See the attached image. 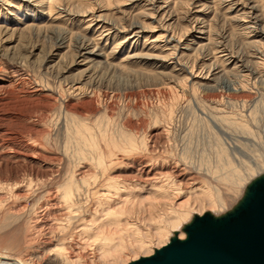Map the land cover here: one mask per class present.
Here are the masks:
<instances>
[{
    "label": "rangeland",
    "instance_id": "374dc122",
    "mask_svg": "<svg viewBox=\"0 0 264 264\" xmlns=\"http://www.w3.org/2000/svg\"><path fill=\"white\" fill-rule=\"evenodd\" d=\"M159 1L84 0L81 8L86 13L82 14L73 1L58 0L50 15L41 16L40 8L27 6V10V2L0 0V182L14 185L6 192L9 197L3 195L7 204L0 212L1 248L18 251V246L30 244L32 252H23V258L34 264H54L49 260L58 256L54 249L59 233L74 229L75 236L63 244L72 264H108L97 242L79 235L80 227L75 228L74 222L66 231L58 225L65 223V212L52 189L64 184L68 176L79 183L85 179L91 171L86 157H105L112 163L107 172L117 181L129 177L127 182L136 194L134 205H139L134 210L144 217L133 210L125 219L148 230L154 245L158 240L153 229L141 223L144 210L151 211L147 205L152 199L150 186H137L139 180L154 183L156 178L158 183L168 175L175 187L182 188L177 187V199L169 202L176 207L185 204L193 211L192 218L201 215L198 210L203 207V213H226L240 201L249 182L264 173V0H235V10L230 5L234 0H167V9H152ZM200 2L207 3L199 9ZM22 11H30L23 19L46 26L40 35L14 29L11 16ZM163 12L167 16L159 19ZM98 15L115 23L111 36L128 37V26L137 20L147 31L138 43L125 42L122 50L113 51V41L104 44L96 36L99 31L86 32L90 28L85 27ZM200 23L210 35V48L193 50L189 60H178L184 65H177L180 70L172 73L186 81L166 85L162 78H169L171 70L157 68L152 59L145 58L143 42L160 37L164 27L178 36L197 34L194 31ZM85 33L94 37L105 56L91 75L92 87L83 95L67 90L65 84L83 79L71 61L75 37ZM61 35L66 46L57 49ZM220 50L237 62L235 72L242 75L241 80L230 72L214 73L215 65L227 68L218 58ZM206 85L210 87L202 88ZM198 187L219 196L223 208L205 207ZM104 219L95 222L106 227ZM124 240L126 251L118 264L135 260L138 254Z\"/></svg>",
    "mask_w": 264,
    "mask_h": 264
},
{
    "label": "bare ground",
    "instance_id": "6f19581e",
    "mask_svg": "<svg viewBox=\"0 0 264 264\" xmlns=\"http://www.w3.org/2000/svg\"><path fill=\"white\" fill-rule=\"evenodd\" d=\"M20 1H22L23 3L27 2L25 4L26 9H27V6L28 7L29 6L36 7V9L40 8L38 10V12L42 16L44 14L50 15V13L54 9L55 4L58 0H34L33 2H32V0H20ZM70 1H73V3H75L74 5L77 6V10H79V13H82V14L86 13V8H83V9L81 8L84 0H70ZM2 2H3V0H1V3ZM232 2L233 3L230 5L233 7L232 10H235V8H237L238 3L236 5L235 0ZM200 3H201V5L198 3L200 5L199 9H201V6H203L207 2L206 3L200 2ZM71 4L72 3H70V5ZM228 4H229V1H228L226 6H229ZM167 5H168L167 0H161V1H159V3L155 4L153 7L151 6V8L155 10V8L157 7V10H160V9L162 10L163 8L167 9V8H165V7H167ZM199 5H197V6L199 7ZM249 7L251 8L252 6H249ZM151 8L149 9L150 10L149 14L152 15ZM171 11H173V9ZM237 11H239V9L236 10V12ZM26 12H28V11H24V12L22 11L19 13L15 12L11 16V21L14 23L13 26H16V28H14V29H17L18 32H21V33L27 32V33H31V34L33 33L37 36L40 35L42 33V31L45 30L46 26L35 23V21L33 19H31L30 21L25 20L26 18L23 19L22 17L24 16V14ZM165 15L167 16V14L165 12H163V14L158 15V17L160 16L159 19H162ZM196 16H195V18H196ZM199 16H200V14H199ZM234 16H236V15H234ZM200 17H202V16H200ZM105 18L106 17L105 16L103 17L102 15L95 16L90 21L91 25L86 26L85 28H90L89 30L86 29L87 33H88V31L89 32L92 31V33L94 34L95 33L94 31H96V32L99 31V34H97L96 36L104 39L105 40L104 44H107L108 41H110V40L113 41V47H112L113 51L118 52L119 50H122L123 49L122 47H124L125 42L130 43V45H131V43L132 44L138 43L140 41V38L144 35V32L147 31L146 25L143 22L137 20L135 22H132L130 24V26H128L129 27L128 30H130L129 33H127V34H129L128 37H127V35L117 37L115 35L116 33L111 36V33L114 32V30L116 29V27L114 26L115 23L112 24V22H109ZM203 22H207V21H203ZM111 25L113 27H111ZM206 26H207V24H206ZM164 28H163V32H162L160 37L157 36L156 38L151 40V42H143V48L146 51V54H143V56L145 58H149L150 60L152 59L157 68H167V69L171 70L168 73V75H170L169 78H162V79L167 81L166 85H168V83L170 84V83H172V81H174L179 86V84H184V81H186V79L180 78V77H178V74H174L172 72H176V70H180L179 68L176 69V66L177 65L181 66L184 64H182V63L180 64L179 61L187 60L190 57L189 53L192 52L193 50L195 52L197 50L202 51V52L208 50V48H210V44H211L210 35L207 34L206 30L203 28V24H201V23L198 25V27L195 28L194 32L197 34H193V35H191V34L186 35L185 33H183V35L178 36V35H176V33H174V31H172V29H164ZM14 29H11V30H14ZM87 33L79 34L75 37L76 45H75V51L73 53V57H72V61H71V65L75 66L76 68L79 69V75L80 76L82 75L83 79L82 78H74L73 83L70 82L68 84V82H67L65 84L66 86L68 85V87L66 88L67 90H72V91H76V92L79 91V93L83 94V95L86 94V91L92 87V79L93 78H91V75L94 74L93 72L99 67V65H102L104 63L102 61V57L105 56V54L103 52L104 50H102V47H100L96 42H94V37L87 36L86 35ZM64 44H65L64 37L60 38L58 40L57 49H61V48H63V46H66ZM175 51H176V55H175L176 58L172 57V54H174ZM214 51L215 50H213V53H214ZM218 53H222L220 56H218V55L217 56H218V58L221 59V60L219 59L221 62L225 63L227 68L221 67V66H220L221 68H219L215 65V67H213L214 73L216 75L219 74V76L220 75L222 76L223 74H226V72H230L233 75H235L239 80H241L242 75L240 76V75L236 74L237 72H235V69L237 68L236 67L237 62L236 61L234 62L232 60V56L230 57L227 54H223L224 53L223 50L218 51ZM127 56L133 57L131 55H127ZM217 56L215 53V57H217ZM187 62H185V63H187ZM229 66H230V69H229ZM233 71H234V73H233ZM77 79H78V81H77ZM81 82H83L82 86L79 85ZM76 84H78L79 86L78 85L76 86ZM209 87L210 86L206 85L202 88H209ZM128 150H130V149H128ZM91 157L90 158L86 157V160L89 161L88 167L90 168L91 171L89 173L87 171L88 174L86 175L85 179L81 180V178H80L81 181L79 183L78 181L73 180L72 176H68V178H66L64 180L65 181V183L63 182L64 184H61L60 187L58 186L57 189H54V188L52 189L54 191V193L55 192L57 193V195L59 197L58 200H59L60 204L62 205L63 211L65 212V214H64L65 215V219H64L65 223L62 224L60 222L61 224L60 223L58 224L61 226V228L63 230L65 229L64 231H66V228L68 227L69 223L71 224L72 222H74L72 224L73 225L76 224L75 228L80 227L78 230L79 235H81V236L83 235L86 237H92L93 240L95 242H97V244H98L97 248H99V250H100L101 258L104 257L102 259H104V260L106 259V260H105V262L104 261L103 262L108 263V264L109 263L118 264L119 260L123 259L124 254H122V253L124 251H126V250H124L126 248V246H125L126 242L124 240L125 238H126V240H128L127 243H128V246H130L129 247L130 251L132 250V252H134V253L138 252V254L135 255L136 259L140 255L139 254L140 251H142V256H148V255L153 253L155 248H159V247L165 245L167 242H169L170 238H172L174 236H176L180 239L185 238L186 233L183 229V227H184L183 225H185L184 223H186L187 221L192 219L191 215L193 214V211L191 209L189 210L185 204H184L185 206L182 205V206L176 207L174 203L169 202V200H171L173 198L177 199V197L175 195L177 193L176 191H178L179 189L182 190V188L179 187L180 186L179 184H178V186L175 187V183H173L170 180L171 178L168 175H164V174H162V176L164 175V177L160 178L158 176L161 179V180L158 179V180H160V182L158 181V183L156 182L157 181L156 178L154 179L155 180L154 183H148V181L146 182V180H144L145 182L142 180H139L140 183L137 186L141 185V188H143V189H144V187L147 188V186L148 187L150 186L148 191H149V194L152 196V199H150L151 200L150 203H148V204L146 203L150 207L149 209H151V211L149 210L150 213L148 214V209H145L143 207L142 210L145 209L144 210L145 212L147 210L146 213L144 212L146 214V217H145V219H142V220H141V218H139L138 221L141 220V223H144L145 227L148 224L151 227V229H153L152 230L154 232L153 235H155V238H157V240H158V243L156 245H154L155 243L153 244V242L150 240V235L152 236V234H150V232H148V230H144L140 227L141 225H136L135 223H130L127 219H125L128 216H130L131 214H134L133 210L134 209L138 210V207H139L138 204L134 205V203H135L134 199H136V194L131 189L132 185L128 184L129 182H127V181H129L128 180L129 177H128V179H127V177L125 178L126 181L125 180L124 181H117L111 175V173H110L111 171L109 173L107 172L109 167L112 164L110 161L105 160V157L98 156V154L96 157H93V158H91ZM133 164H134V162H133ZM161 167L163 168L164 166H161ZM161 167H160V169H161ZM109 170H111V167ZM160 175H161V173H160ZM212 181H214V180L212 179ZM228 183L231 184V181ZM10 186H12V185L7 184L5 182H0V212L3 210V208H4L3 206L5 204L4 202L6 201L5 199H3L4 198L3 195L7 194L6 193L7 191L13 190L12 187L14 185L11 188H10ZM177 187L179 189H177ZM206 187L202 188L201 190L198 187V190H200L201 203L202 204L206 203L205 207L206 206L211 207V208L222 207L223 205L221 202H223V201H221V199H219V196L214 195V193H212V191H210ZM198 190H196V191L192 190V191L197 192ZM198 194H199V191H198ZM32 196H33V194H32ZM42 196H44V195H42ZM85 196H86V208H84L82 205V203H83L82 201H84ZM173 196H175V197H173ZM178 196H180V195H178ZM8 197H9V195H8ZM40 197H41V195H40ZM6 199H8V198H6ZM38 199H40V198L38 197ZM115 200H116V203H113ZM141 203L142 202H140V204ZM6 204H7V202H6ZM136 205H138V207H136ZM201 208H202V206H201ZM203 210H205L204 207L202 208V210L201 209L198 210L201 212V215L203 214V212H202ZM134 212H135V215H137L136 212H138V211L134 210ZM99 213H100V215H103L106 218L103 220V221L106 220V227H107V225H111L112 228H111V226H109V230H106V227L104 226V224L97 225L96 220L97 219L100 220V218H103V216L98 217ZM138 214L140 215L139 212H138ZM139 215H138V217L143 216V215H140V216ZM212 215H214V214H212ZM123 217L125 219L124 223H122ZM135 217H136V221H137L138 217L137 216H135ZM146 218L147 219L149 218L148 220L150 221V223L147 221ZM2 219H3V217H2ZM146 221H147V223H146ZM92 223H94V225L96 224L97 226H94V228H93ZM47 227H48V225H47ZM102 227H105V229L103 230ZM1 229H2V227H1ZM59 229H60V227H59ZM59 229H57V230H59ZM70 229H71V227H70ZM107 229H108V227H107ZM0 231H2V230H0ZM60 232H62V231H60ZM75 232H77V231H75L73 229L72 231L69 230L68 232H65L63 235H60V233H59V236H58V234H57L58 237L54 235L55 237H57L56 242H58V243H55L57 245H56L54 250L57 252L58 256L54 255L55 257H53L49 261L53 262L54 264H72V259L70 260L69 256L66 255L65 252H63L65 250V247H63V244H66V243L69 244V242L75 236ZM1 237H3V235ZM53 240H55L54 237H53ZM93 240H90V241H93ZM90 241H88V242H90ZM90 244H91V242H90ZM90 244H88V245H90ZM92 245H93V243H92ZM128 246H127V248H128ZM3 247L2 248L0 247V264H34L33 262L29 261L28 259L23 258L24 256H22L23 252L24 253L25 252H32V246L30 244L18 246L17 247V248H19L18 251H16V250L10 251L7 247H4V248ZM76 261H77V259H76ZM126 262L127 261H125L124 263L122 262V264H127ZM120 264H121V262H120Z\"/></svg>",
    "mask_w": 264,
    "mask_h": 264
},
{
    "label": "water",
    "instance_id": "95a60500",
    "mask_svg": "<svg viewBox=\"0 0 264 264\" xmlns=\"http://www.w3.org/2000/svg\"><path fill=\"white\" fill-rule=\"evenodd\" d=\"M183 229L184 239L174 236L127 264H264V173L230 211L196 214Z\"/></svg>",
    "mask_w": 264,
    "mask_h": 264
}]
</instances>
